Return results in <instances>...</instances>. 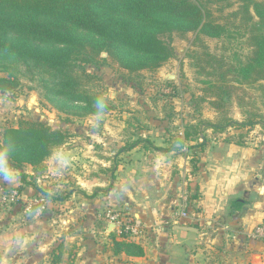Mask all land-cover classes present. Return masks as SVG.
<instances>
[{
	"label": "crops",
	"instance_id": "obj_1",
	"mask_svg": "<svg viewBox=\"0 0 264 264\" xmlns=\"http://www.w3.org/2000/svg\"><path fill=\"white\" fill-rule=\"evenodd\" d=\"M97 121L84 134L73 132L38 167L20 170L22 199L47 194L44 214L51 215L35 216L36 223L21 230L24 264L51 255L46 250L50 246L55 250L62 245L71 247V255L63 254L75 258V264H264V241L250 235L264 221L262 149L235 144L231 128L218 133L205 129L199 168L190 174L189 154L170 144L173 138L182 139L190 122L177 125L172 120L162 130L148 127L124 138L110 127L112 119ZM137 135L158 149L138 144L122 151L124 142ZM1 164L10 169L8 182H17L18 171L2 158ZM181 210L185 217H178ZM107 211L140 223L142 232L132 241L142 246L143 255L111 253L109 233L115 231L108 232L110 224L102 219ZM46 220L55 222L50 232L45 231ZM41 234L51 238L40 240Z\"/></svg>",
	"mask_w": 264,
	"mask_h": 264
},
{
	"label": "trees",
	"instance_id": "obj_2",
	"mask_svg": "<svg viewBox=\"0 0 264 264\" xmlns=\"http://www.w3.org/2000/svg\"><path fill=\"white\" fill-rule=\"evenodd\" d=\"M236 2L239 7L235 14L242 13L252 49L244 61L230 64L218 74L222 84L206 80L208 89L218 91L210 102L217 109L215 99L222 105L223 97L229 96L226 92L230 88L229 72L233 73L231 80L238 83L264 80V0ZM202 5L201 0H0V69H15L14 64L4 62L6 59L30 62V68L41 74L38 81L44 88L45 98L57 110L82 115L100 113L105 110L102 100L92 97L87 90L97 77L86 71L84 65H99L110 59L129 75L145 69L153 71L173 56V48L164 36L191 31L211 37L224 35L225 26L217 23ZM102 52L106 53L105 57L101 56ZM207 56L209 62L219 60L221 67L225 64L222 59L208 53ZM12 75L8 72V76ZM165 118L167 124L173 119L171 114ZM128 122H134V134L147 128L134 117ZM255 123L252 118L238 122L229 116L215 121L202 119L186 124L182 139L173 138L170 144L180 149L186 141H195L187 147L190 174H194L207 143L206 136H200L203 130L211 129L213 133L228 128L240 130L233 141L243 145V131ZM0 137L2 158L9 166L22 170L25 165H41L68 135L48 123L21 119L15 125L4 124ZM138 144L158 149L147 138L137 135L136 139L124 142L122 151ZM39 195L48 197L42 192ZM109 237L113 255H143L142 246L125 233L113 232ZM62 255V246H58L51 253L52 262L62 260Z\"/></svg>",
	"mask_w": 264,
	"mask_h": 264
},
{
	"label": "rangeland",
	"instance_id": "obj_3",
	"mask_svg": "<svg viewBox=\"0 0 264 264\" xmlns=\"http://www.w3.org/2000/svg\"><path fill=\"white\" fill-rule=\"evenodd\" d=\"M201 2L202 6L212 13L213 19L225 26L224 35L211 37L191 31L185 34L173 32L164 36L173 48V56L153 71L145 69L138 74L129 75L127 70L110 59L99 65L92 63L84 65L86 71L97 77L87 90L92 97L102 100L101 106L105 110L100 113L82 115L79 112L65 113L57 110L45 98L44 88L38 81L42 78L41 74L35 73V70L30 68V62L16 63L15 59L4 60L14 64L15 69L13 67L0 69V78H7L6 81L0 80V130L4 124L15 125L18 120L26 119L48 123L52 128L60 129L70 137L73 132L84 134L89 131L91 124L94 125L96 120L99 121V118L103 117L112 119L113 126L110 127L115 132L123 133V137L126 138L134 132L132 126L134 122L131 124L128 122L133 117L146 124V129L152 127L162 130L167 126L165 116L169 114L177 125L183 122L196 123L202 119L215 121L217 118L229 116L238 122L252 118L256 123L243 131L245 135L243 145L264 151V80L238 83L240 81L231 80L233 73L229 72L230 88L226 89L229 96L225 94L222 105L215 99L219 109L210 103L211 96L218 94V91L208 89L206 84V80H211L217 85L222 84L218 74L224 72L230 64L244 61L251 54L252 47L248 41L249 34L242 13L235 14L239 2L236 0H201ZM73 31L82 34V31L75 28ZM207 53L222 59L225 64L221 67L219 60L209 62ZM101 56L105 57L106 53L102 52ZM8 72H12L13 75L8 76ZM119 122L123 123L122 127L115 125ZM149 130L150 128L146 131ZM171 130H174V127ZM92 131L100 133L98 130ZM239 131L228 130L231 133L229 137L231 141ZM68 139L56 150L68 143ZM187 144H184L183 149L189 154L187 147L190 142ZM1 158L0 153V264H24L25 258L19 252L21 230L27 223L28 227L32 223L35 224L38 217L49 219L51 215H45L43 209L35 218L34 208L26 210L30 199L33 200L35 196L22 199L20 170L8 165L18 171L15 182L17 184L8 182L10 169L7 168L5 171L6 166H2ZM28 183L31 185L29 181ZM48 197L47 200L50 199ZM26 212L32 216H26ZM46 223L45 231L50 232V227L55 222L46 220ZM45 238L49 239L51 236L41 234L40 240ZM62 238H64L63 233ZM52 248L50 246L46 249L47 252L52 253L54 251ZM62 250L71 255L69 253L72 251L71 247L62 245ZM52 260L49 255L39 260L34 258L32 264H75V258L65 254L59 262L53 263Z\"/></svg>",
	"mask_w": 264,
	"mask_h": 264
},
{
	"label": "built area",
	"instance_id": "obj_4",
	"mask_svg": "<svg viewBox=\"0 0 264 264\" xmlns=\"http://www.w3.org/2000/svg\"><path fill=\"white\" fill-rule=\"evenodd\" d=\"M48 200L43 195L36 196L31 199L26 207V210L34 208L35 215L38 216L45 209ZM186 212L180 211L178 217H185ZM102 219L114 225V231L117 234L125 233L130 240H137L142 232V226L134 219L126 217L124 214L116 211H107ZM253 238L264 241V221L256 224L250 231Z\"/></svg>",
	"mask_w": 264,
	"mask_h": 264
},
{
	"label": "water",
	"instance_id": "obj_5",
	"mask_svg": "<svg viewBox=\"0 0 264 264\" xmlns=\"http://www.w3.org/2000/svg\"><path fill=\"white\" fill-rule=\"evenodd\" d=\"M170 78H172V77H170ZM177 228L178 229H182V230H187V231H193V230L196 229V228L191 227V226H181V225H178ZM113 229H114V225L113 224H110L109 225V228H108V232L109 231H112Z\"/></svg>",
	"mask_w": 264,
	"mask_h": 264
}]
</instances>
